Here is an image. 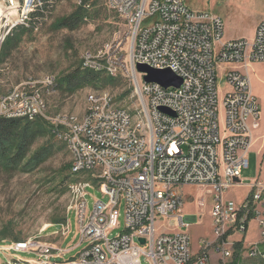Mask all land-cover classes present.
<instances>
[{"label":"built area","instance_id":"2783aa9c","mask_svg":"<svg viewBox=\"0 0 264 264\" xmlns=\"http://www.w3.org/2000/svg\"><path fill=\"white\" fill-rule=\"evenodd\" d=\"M113 3L121 4V19L129 29V67L116 57L120 40L110 42L114 53L86 52L80 64L101 71L111 66L116 74L126 69L148 113V126L136 122L135 130H126V119L110 108L106 91L87 95L82 122L68 115L47 118L37 89L0 98V112L43 117L58 138L78 140L70 170L95 173L101 183V197L94 198L89 209L88 192L81 194L84 203L74 214L76 232L85 245L61 261L56 259L69 250L49 245V252L41 253L44 262L33 264H142V257L149 264H235L241 252L264 256V179L244 183L240 178L256 141L260 108L247 73L237 68L264 62V17L250 39H230L224 37L219 15L191 9L183 0H106L109 10ZM11 23L29 29L39 25H20L13 16ZM136 63L170 69L181 84L145 82ZM218 72L227 83L222 94L216 87ZM42 86L55 87V80L48 76ZM80 145H87V153H80ZM186 186L202 188L211 197V236H199L195 249L189 227L200 223L205 203L201 198L194 212L185 213ZM235 187L247 190L239 203L225 196ZM251 221L258 238L247 241ZM9 246L34 254L30 241Z\"/></svg>","mask_w":264,"mask_h":264},{"label":"rangeland","instance_id":"374dc122","mask_svg":"<svg viewBox=\"0 0 264 264\" xmlns=\"http://www.w3.org/2000/svg\"><path fill=\"white\" fill-rule=\"evenodd\" d=\"M183 1L191 9L219 15L224 24V37L230 39L249 38L258 20L264 17V0ZM77 7H82L87 12L77 27H54L53 24L58 19L70 15ZM12 16L18 24L26 26L21 22V11L0 15V26L6 27L2 33H7L0 45V51L8 36H12L16 30L24 31L17 46L0 60V98L11 95L14 91L24 92L31 89L32 93L37 89L41 98V111L47 118L57 115L81 118L87 107V95L91 92L107 91L117 106L134 111L137 98L133 94L132 79L126 69L117 70V74L110 75L112 78H104L103 82L96 85L84 86L72 92L57 88L56 83L50 89L42 86L46 77L53 76L58 80L77 68L83 53L95 54L98 49L114 40L121 41L120 47L116 49V57L123 58L126 67H129L131 44L128 26L115 11L107 8L106 0H53L46 18L35 29L16 27V23H11ZM146 22L148 21L143 23ZM33 83L35 86L31 87ZM216 87L219 94L227 89L226 80L219 72ZM2 114L4 113L0 112V117ZM35 119L43 120L46 130L37 136L27 155L46 145V159L29 171H0V264H14L13 258L11 259L13 254L22 259H38L37 256L44 255L41 254L44 250L49 252V245L69 250L62 258L56 259L68 260L85 245L84 242L80 243V235L76 232L74 213L70 209L71 195L67 188L70 182L79 178V174L69 175V168L66 166L70 165V154L65 143L48 125V119ZM47 145L51 146L50 154ZM255 148L248 153L249 164L241 171L240 178L244 183L256 176ZM84 177L88 178L86 175ZM182 191L185 194V213L194 212L197 201L204 198L205 208L200 223H192L189 227L191 243L195 249L199 236H211L208 213L211 197L204 194L199 187L186 186ZM246 191L245 187H235L228 190L225 196L239 203ZM87 192L90 209L93 199L100 198L101 194L96 187L87 189ZM119 209V222L123 224V207L120 206ZM254 223L251 221L249 224L246 240L255 236ZM59 230L69 232L66 235ZM116 232L118 230L112 235ZM24 241L33 244L34 254L6 252L2 248L9 246L11 242ZM257 259L259 258H243L236 264H256ZM141 263L149 264L143 257Z\"/></svg>","mask_w":264,"mask_h":264},{"label":"trees","instance_id":"16d2710c","mask_svg":"<svg viewBox=\"0 0 264 264\" xmlns=\"http://www.w3.org/2000/svg\"><path fill=\"white\" fill-rule=\"evenodd\" d=\"M52 7L49 4V11ZM42 9H48V3L45 1L42 8L31 15L30 22L37 23V19L43 18L44 12ZM86 10L82 7H77L76 10L70 15L60 18L54 23L56 29L67 28L74 29L77 27L83 19L86 17ZM23 30L15 31L12 36H8L1 46L0 60L2 61L9 51L16 47L19 43ZM104 78H112L102 72H96L92 69L82 68L81 64L67 73L61 76L58 80H55L56 87L63 91L72 92L78 88L96 85L98 82H103ZM48 123V122H47ZM44 121L41 119L28 120L25 118L14 117L5 118L0 117V171H13L20 169L22 171H29L43 162L47 157L48 148L43 145L36 149L31 155H27L30 147L33 145L37 136L44 133ZM46 125V124H45ZM50 126V124L48 123ZM49 146V154L51 146ZM69 168V175L73 176ZM75 176V175H74ZM235 257V264L241 259ZM256 264H264V259H257Z\"/></svg>","mask_w":264,"mask_h":264},{"label":"bare ground","instance_id":"6f19581e","mask_svg":"<svg viewBox=\"0 0 264 264\" xmlns=\"http://www.w3.org/2000/svg\"><path fill=\"white\" fill-rule=\"evenodd\" d=\"M45 1L52 5L53 0H2V7H0V15H10L13 11L16 10V12L21 11V22L26 26H34V23L30 22L31 15L35 14L36 11H38L40 8L43 7ZM51 2V3H49ZM120 17H121V4L120 3H113V9ZM44 13H48V9H42ZM46 18V15L43 16V18H38L36 21L41 24V21ZM38 25H35V28H37ZM6 27L0 26V45L2 41L4 40L5 35L2 32H5ZM100 49H103V54H111L112 50V43H107ZM82 68L86 69H92L96 72H102L108 75H115V72L111 71V66H102V71L99 69V67H89V66H81ZM131 77V76H130ZM53 80H56L53 76L51 77ZM56 82V81H55ZM107 92V91H106ZM15 93H21L19 92H12L11 95H14ZM133 94L136 95V92ZM137 98V95H136ZM109 100H110V108H114L116 111H119L122 113V117L126 119V130H135L136 129V122L140 124L141 126H148V113H146V109H144V104L139 103L137 100V105L134 108V111H129L123 107L117 106L115 104V101L112 97V95L109 93ZM87 110V107L86 109ZM5 118H16L20 116L14 115V113H5L1 115ZM28 120H32L34 118H27ZM83 121V114L81 118L73 117V122H82ZM49 123V120H48ZM50 124V123H49ZM61 139L65 145L66 148L70 154V159H74L78 152V140H71L70 138H59ZM80 153H87V145H80ZM73 175H77L74 173V171L70 170ZM88 176V178L84 176ZM79 178L77 180H74L70 182L67 186L68 192L71 195V202H70V209H72L73 213L75 214L76 211L81 210V203H84V196H80L81 194H87V189H91L93 187H96L97 190L101 193V183L97 180V174L95 173H87V172H80ZM66 228V226H65ZM6 252L12 251L15 253L17 250H14L11 248V246H3L2 247ZM13 254V253H11ZM38 259L35 258H27L22 259L18 255L13 254L11 255V259L13 258L14 264H33V261L35 263H43L44 262V255L37 256ZM243 258H259L264 259V256L257 255L256 252L252 251H245L240 253V259ZM8 264V263H7Z\"/></svg>","mask_w":264,"mask_h":264},{"label":"crops","instance_id":"0c3cea01","mask_svg":"<svg viewBox=\"0 0 264 264\" xmlns=\"http://www.w3.org/2000/svg\"><path fill=\"white\" fill-rule=\"evenodd\" d=\"M254 28L251 31L249 39L253 35ZM239 70L246 72L249 80L252 93L257 98L260 108L259 128L256 132V141L253 144L257 153L256 159V176L264 179V62H255L249 64L245 69L237 67ZM255 236L248 237L247 241H254L258 238L256 223H254Z\"/></svg>","mask_w":264,"mask_h":264},{"label":"water","instance_id":"95a60500","mask_svg":"<svg viewBox=\"0 0 264 264\" xmlns=\"http://www.w3.org/2000/svg\"><path fill=\"white\" fill-rule=\"evenodd\" d=\"M135 70L138 73H145L143 79L145 82H157L164 87H178L181 84V78L174 74L170 69H155L146 64L136 63ZM160 110L169 112L165 107H160ZM143 243V239H140Z\"/></svg>","mask_w":264,"mask_h":264}]
</instances>
